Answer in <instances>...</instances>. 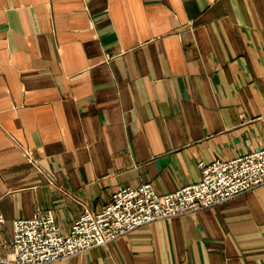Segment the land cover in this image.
I'll return each instance as SVG.
<instances>
[{"label":"crops","instance_id":"0c3cea01","mask_svg":"<svg viewBox=\"0 0 264 264\" xmlns=\"http://www.w3.org/2000/svg\"><path fill=\"white\" fill-rule=\"evenodd\" d=\"M261 147L264 0H0V255L15 218ZM42 264H264V183Z\"/></svg>","mask_w":264,"mask_h":264},{"label":"built area","instance_id":"2783aa9c","mask_svg":"<svg viewBox=\"0 0 264 264\" xmlns=\"http://www.w3.org/2000/svg\"><path fill=\"white\" fill-rule=\"evenodd\" d=\"M24 156L40 170L38 160L28 150ZM198 167V180L173 191L158 193L151 182L122 186L98 210L85 208L65 232L51 209L15 218L10 251L0 255V264L56 261L108 243L146 222L218 204L264 183V147L229 159L199 160Z\"/></svg>","mask_w":264,"mask_h":264}]
</instances>
